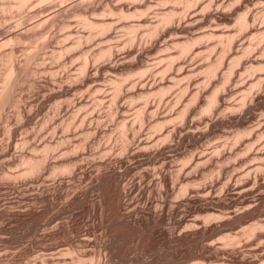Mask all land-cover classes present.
Returning <instances> with one entry per match:
<instances>
[{
  "label": "rangeland",
  "instance_id": "1",
  "mask_svg": "<svg viewBox=\"0 0 264 264\" xmlns=\"http://www.w3.org/2000/svg\"><path fill=\"white\" fill-rule=\"evenodd\" d=\"M40 1L27 0L26 6L20 10L16 7L10 8L15 4L14 0H0V75L5 69L1 56L4 59V56L13 51L17 62L21 64V69L17 67L14 72L3 75V81L0 80V91L4 87L7 89L3 91H8L9 87L14 86L12 89L15 90L11 92L10 98L17 100L8 102L0 112V264H264V153L256 155L257 151H264V22L261 21L264 16L260 14L264 12V1L237 0L240 2L237 4L234 0L237 5L242 3L237 6L234 2L230 3L233 0H194V6L189 8H184L183 0H179L180 4L178 0V4L174 0H170V3L169 0H88L89 5L87 1L80 7L74 5L83 0ZM203 5L208 8L204 10ZM66 8L68 11L72 9L69 11L72 14L63 11ZM171 9L180 15L174 16L171 23L158 26L154 36L151 35L152 38L148 36L147 32L157 23L160 13ZM230 9L233 10L230 12ZM247 9H251L252 13L256 12V15L260 14V18L258 16L256 19L259 20H254L257 23L254 27V22L250 21L247 25L249 28L246 26L249 31L246 29L245 32L244 27L242 33V29L239 31L235 22L238 18L236 14L239 15L240 11L246 12ZM80 13L83 17L86 15L87 20L93 23H108V27L102 32L97 27L88 28L81 22ZM185 13L189 15H183ZM53 16L55 20H51ZM189 16L194 17L189 19ZM183 17H188V20ZM46 18L47 21L50 18L51 22L32 32L35 33V39L33 35H30L32 41L28 40L29 36L23 35L20 42H11L14 33H23L33 23L44 21ZM198 18L203 19L201 24L196 23H200ZM62 21L67 22V27H60ZM188 21L195 22L196 26H188ZM260 23H263V27L258 29ZM185 24L190 29L183 26ZM130 26L135 29L129 30ZM182 27L186 29L183 30ZM256 28L263 30L259 31V34L263 35L259 36L258 32L255 34ZM7 29H12V33H7ZM70 31L71 37L65 38ZM210 32L211 39L207 38L206 34L209 33L210 36ZM227 33L231 36L235 34V37L228 34L227 41L233 42L237 38V41H234L236 44L233 42L235 47L233 44L228 46L234 47L230 50L224 39ZM261 35L263 42L260 40ZM75 37H79L81 45L78 44L79 46L65 52L63 47L72 46ZM131 37L132 41L129 39ZM188 38H193V43L199 41L192 44L197 47H191L192 50L187 53L188 57L179 58V47L175 44ZM43 40L46 45L41 48L44 50H40L39 46ZM209 46L213 49H209ZM246 46L252 48L248 47L252 53L247 54V59L238 62L237 66L241 69L233 71L232 68H237L234 65L236 62H233L235 55H241L242 52L246 54ZM109 47L112 49L110 56L95 58L100 56L99 52ZM199 50H202V53ZM82 52L83 55L86 52L85 56L89 59V68L87 67L85 72L93 76L89 79L83 75L82 77L78 72L83 61ZM169 55H173V61ZM221 55L227 57L223 56L225 63L220 61L222 64L215 59L218 57L223 60ZM244 55H241L242 58ZM31 56L32 58H29ZM260 57L262 60L258 59ZM230 59V62L234 63L233 67L229 64ZM170 60L173 65H170ZM212 60L216 66L221 64L222 68L217 66L216 69H220L216 72L217 77L211 75L215 81L206 76V70H202L206 69L210 61L213 63ZM250 63L259 68L249 69ZM111 64L115 65L114 69L109 67ZM180 64L184 67H180ZM228 64L232 67L231 72L227 70L230 68L227 67ZM37 67L40 68L37 74L31 75L30 70H36ZM190 67L196 70L193 68L192 71ZM144 69L149 71L142 75L144 79H138L141 76L138 73ZM166 69L167 72L164 71ZM178 71L183 72L179 74ZM228 71L229 78L234 75L231 80L226 74ZM186 72L191 73L189 77L192 76V82L188 78L185 79L186 75L188 77ZM224 73L229 79L225 83H233L226 84V87L223 85L221 94L227 91L229 94H224L218 103L219 106L207 114L202 111L208 98L207 94H211L216 83V86H219L218 82L223 81L221 77L225 76ZM183 74H186L184 78L180 77ZM96 76L99 77L95 78ZM206 78L210 81L213 79L212 86L210 81L206 86ZM187 80L189 82H186ZM117 82L121 84L119 91H115ZM183 85L185 89L182 88ZM149 86L152 87L151 90ZM161 86H167L166 89L169 87L165 90L167 95L165 92L158 93ZM201 86H205L206 92ZM182 89L184 94H179ZM197 91L201 93L199 96H196ZM195 96L198 101H195ZM189 98L193 99L192 103ZM243 101L246 102L242 103ZM186 102H190L189 106L183 113L184 117L181 116L180 119V111L184 109ZM139 108L146 110L143 121H139L136 115ZM82 118L85 121L81 120ZM122 121L127 124L125 129L129 131L121 133L118 124ZM158 122L161 124L157 127ZM154 124L157 128L153 127ZM173 129L177 133L172 131ZM132 130L138 133L134 134ZM244 130H248V133L251 130L250 135ZM251 132H254V135ZM125 135L128 141H131L129 145L122 141ZM47 143L51 147L54 145L49 153L43 150ZM140 143L146 148L141 147ZM35 147L40 149L37 151ZM214 151H217L215 153L219 157L213 154ZM153 153L155 156L151 155ZM29 156L37 159L45 156V159L38 175L24 174L23 177L22 173L26 169L23 158L27 159ZM19 157H23L22 161ZM199 161H202L201 165H196ZM61 164H69L72 170L69 168L65 172L59 171L55 174L49 172V166ZM195 165H199L198 168ZM112 170L118 174L116 179L109 176ZM170 174L174 181H171ZM98 175L99 178H108L104 183L107 190L103 187L104 184L97 185ZM180 183H188L185 185L188 194L185 192L181 197L175 195L177 189L182 186ZM124 188L127 190L124 191ZM119 200L121 202L117 206ZM256 225L263 226L259 229ZM229 236L234 237L236 241L229 240Z\"/></svg>",
  "mask_w": 264,
  "mask_h": 264
},
{
  "label": "bare ground",
  "instance_id": "2",
  "mask_svg": "<svg viewBox=\"0 0 264 264\" xmlns=\"http://www.w3.org/2000/svg\"><path fill=\"white\" fill-rule=\"evenodd\" d=\"M33 1H34V0H33ZM41 1H42V0H41ZM41 1H40V2H41ZM43 1H44V0H43ZM87 1H88V0H83V1H81V2H79V3H76L75 5L73 4V5H74V6H79V7H80L81 4L86 3ZM98 1H99V0H98ZM174 1H175V3L178 4V2H176L177 0H174ZM178 1H179V0H178ZM180 1H182V0H180ZM180 1H179V4H180ZM208 1H209V0H208ZM210 1H211V0H210ZM229 1H230V0H229ZM235 1L238 2L237 0H235ZM235 1H234V0H233V1H230V3H231V2H234V4H236ZM250 1H251V0H250ZM250 1H249L248 3H250ZM255 1H256V0H255ZM255 1H254V2H255ZM258 1H259V0H258ZM258 1H257V2H258ZM263 1H264V0H263ZM26 2H27V0H17L16 3H15V0H14V3H15V4H14V5H11V7H10V5H9V7H10L11 9H13L14 7H16L17 9L19 8V9L21 10V8H22L23 6H26V4H25ZM66 2H67V1H66ZM70 2H71V1H70ZM90 2H92V0H91ZM117 2H118V1H117ZM163 2H164V0H163ZM168 2L170 3V0H169ZM182 2H183L182 4L185 6L184 8H186V7L189 8V7L192 6V5L194 6V0H186V1L183 0ZM184 2H185V3H184ZM217 2H218V1H217ZM241 2H243V1L241 0ZM251 2H252V1H251ZM261 2H262V0H261ZM165 3H166V2H165ZM230 3H229V4H230ZM239 3H240V2H238L237 4H239ZM248 3H245V4H247V6H248V5H249ZM43 4H44V3H43ZM87 4L89 5V1H88ZM87 4H86V5H87ZM105 4H106V3H105ZM117 4H118V3H117ZM167 4H168V3H167ZM167 4H166V5H167ZM231 4H232V3H231ZM231 4H230V6H233V5H231ZM237 4H236V5H237ZM241 4H242V3H241ZM241 4H240V5H241ZM38 5H39V4H38ZM54 5H55V4H54ZM88 5H87V7H88ZM207 5H208V4H207ZM207 5H206V7L203 5V9H204V10L208 8ZM220 5H221V4H220ZM227 5H228V4H227ZM240 5H237V6H240ZM258 5H259V4H258ZM7 6H8V5H7ZM47 6H48V5H47ZM92 6H93V5H92ZM177 6H178V5H177ZM222 6H223V5H222ZM225 6H226V5H225ZM230 6L228 5V7H230ZM237 6H236V7H237ZM9 7H8V9H9ZM29 7H30V6H29ZM33 7H34V6H33ZM71 7H72V6H71ZM71 7H70V8H71ZM204 7H205V8H204ZM228 7H227V9H228ZM233 7H234V6H233ZM233 7H231V8H233ZM248 7H250V6H248ZM248 7H247V8H248ZM197 8H198V7H197ZM216 8H217V6H216ZM223 8H224V7H223ZM234 8H235V7H234ZM234 8H233V9H234ZM240 8H241V7H240ZM244 8H246V6H244ZM11 9H10V10H11ZM67 9H68V8H66V9L63 10V11H68ZM103 9H104V8H103ZM117 9H118V8H117ZM121 9H122V8H121ZM141 9H142V8H141ZM233 9H230L229 11L231 12ZM60 10H61V9H60ZM70 10H72V9H70ZM70 10H69V11H70ZM122 10H123V9H122ZM187 10H188V9H187ZM222 10H223V9H222ZM244 10H245V9H244ZM30 11H31V10H30ZM35 11H36V10H35ZM69 11H68V12H69ZM74 11H75V10H74ZM111 11H112V10H111ZM116 11H117V10H116ZM119 11H120V10H119ZM217 11H218V10H217ZM217 11H214V12L216 13ZM239 11H240V10H239ZM242 11H243V10H242ZM1 12H2V11H1ZM61 12H62V10H61ZM68 12H66V13H68ZM120 12H122V11H120ZM175 12H176L175 10H172V9H171V10H169V11H167V12H162V13H160L161 15H159L160 17L157 18V19H158V20H157V23L154 24V27L152 26V28L147 32V35L150 36V37H151V35L154 36V33H156V31H157L156 28H158V26L160 27L161 25H164V24L166 25V23H167V24L171 23V21L174 20V19H173L174 16L176 17V15L178 14V13H175ZM201 12L203 13L202 10H201ZM201 12H200V13H201ZM212 12H213V11H212ZM214 12H213V13H214ZM226 12H227V11H226ZM237 12H238V11H237ZM62 13H63V12H62ZM122 13H123V12H122ZM137 13H138V12H137ZM183 13H184V12H183ZM234 13H235V11H234ZM239 13H240L239 15H238V13L236 14V17H238V18H236L237 20H235V22H236V24H237V27L239 28V31L242 29V31H243V32L241 31L242 33H244V27H245V32H246V29L249 28L247 25H248V23H249L250 21H253V22H254V20H255L256 18H258V16H259L261 13H262V15L264 16V12H260L259 15H258V13H257V15H256V14H255L256 12L252 13V12H251V9H250V11H248V9H247L246 12L243 11V12L241 13V11H240ZM56 14H57V13H56ZM56 14H55V15H56ZM58 14H59V12H58ZM69 14H72V13L69 12ZM76 14H77V13H76ZM82 14H83V13H82ZM87 14H88V13H87ZM148 14H149V13H148ZM186 14H187V13H185V14H183V15L186 16ZM193 14H194V13H193ZM193 14H191V15H193ZM195 14L201 15V14H199L198 12H197V13L195 12ZM219 14H221V13H219ZM228 14H229V13H228ZM59 15H60V14H59ZM62 15H64V13H63ZM65 15H66V14H65ZM106 15H107V14H106ZM178 15H180V14H178ZM187 15H189V14H187ZM191 15H190V16H191ZM212 15H213V14H212ZM232 15H233V14H232ZM237 15H238V16H237ZM262 15H261V16H262ZM56 16H57V15H56ZM120 16H121V15H120ZM126 16H127V15H126ZM136 16H137V15H136ZM190 16H189V19L193 18V17L196 16V15H194V16L191 17V18H190ZM208 16H209V15H208ZM217 16H218V14H217ZM50 17H51V16H50ZM57 17H58V16H57ZM93 17H94V16H93ZM177 17H179V16H177ZM181 17H182V16H181ZM200 17H201V16H200ZM8 18H9V17H8ZM52 18H53V19H51V20H55V19H56L54 16H53ZM59 18H60V17H59ZM77 18H78V17H77ZM80 18L82 19V20L80 19L81 22H82L85 26H88V28H89V27H90V28H91V27H93V28H94V27H97V28L100 29V31L102 32L104 29H106V28H105L106 26L108 27V23H107V25H106V24H96V23H93V22H91L90 20H87L88 18H86V15H85V17H83V16L81 15V13H80ZM183 18H184V17H183ZM230 18H231V17H230ZM259 18H260V16H259ZM261 18H263V17H261ZM3 19H4V18H3ZM5 19H6V18H5ZM15 19H16V18H15ZM33 19H34V18H33ZM96 19H97V17H96ZM119 19H120V18H119ZM184 19H186V18H184ZM198 19H199V18H198ZM198 19H197V20H198ZM204 19H205V14H204ZM233 19H234V18H233ZM43 20H44V21L39 20V21L36 22L35 24L33 23V25L29 26V27L26 29V31L23 32V33H22V32H21V33H18V34L14 33V34H13L14 36L10 39L11 42H12V40H16V41L21 40L23 35H27V36H29V39H28V40H31L30 35L32 36L33 34H35V33H32L33 31L36 32L35 29H38L39 26L42 27L44 24H48V23L51 22V21L49 22L50 18L48 19V21H47V18H46V20H45V19H43ZM73 20H74V19H73ZM120 20H121V19H120ZM186 20H188V17H187ZM186 20H185V21H186ZM197 20H196V21H197ZM199 20H200V23H199V22H196V23L201 24V22H203V21H202L203 19H202V20L199 19ZM199 20H198V21H199ZM256 20H259V19H256ZM1 21H2V20H1ZM3 21H4V20H3ZM6 21H7V20H6ZM8 21H9V20H8ZM65 21H66V20H65ZM178 21H179V19H178ZM182 21H183V20H182ZM182 21H181V22H182ZM185 21H184V22H185ZM190 21H191V20H190ZM192 21H193V20H192ZM192 21H191V22H192ZM261 21L264 22V20H262V19H261ZM46 22H47V23H46ZM60 22H61V21H60ZM253 22H251L252 25H253ZM255 22H256V21H255ZM255 22H254L253 27L257 25V23H255ZM1 23H2V22H1ZM66 23H67V22H66ZM66 23H63V21H62L60 27H62V28L67 27V24H66ZM196 23H195V22H194V23H190V22L188 21L187 25L189 24L190 27L193 26V28H194V27L196 26ZM2 24H3V23H2ZM51 24H52V23H51ZM135 24H136V23H135ZM194 24H195V25H194ZM198 24H197V25H198ZM255 24H256V25H255ZM261 24H263V23H260V24H259L258 29L263 27ZM22 25H23V24H22ZM41 25H42V26H41ZM152 25H153V24H152ZM177 25H178V24H177ZM187 25L185 24V25H183V26H187ZM189 25H188V26H189ZM213 25H214V24H213ZM249 25H250V24H249ZM252 25H251V26H252ZM260 25H261V26H260ZM148 26H149V25H148ZM173 26H174V25H173ZM178 26H179V28L181 27V25H178ZM188 26H187V27H188ZM246 26H247L248 28H246ZM23 27H24V26H23ZM174 27H175V26H174ZM233 27H234V26H233ZM235 27H236V26H235ZM0 28H1V27H0ZM14 28H15V27H14ZM62 28H61V29H62ZM97 28H96V29H97ZM139 28H140V27H139ZM147 28H148V27H147ZM179 28H177V29L179 30ZM188 28H189V27H188ZM188 28H187V29H188ZM199 28H200V27H199ZM222 28H223V27H222ZM238 28H237V29H238ZM91 29H92V28H91ZM133 29H135L134 26H130V29H129V30H133ZM164 29H165V28H164ZM174 29H175V28H174ZM182 29H183V27H182ZM182 29H181V30H182ZM184 29H186V28H184ZM184 29H183V30H184ZM189 29H190V28H189ZM227 29H228V28H227ZM235 29H236V28H235ZM251 29H252V28H251ZM7 30H9V29H7ZM11 30H12V29H10L8 32H7V31H6V32H7V33H12ZM109 30H110V29H109ZM109 30H108V31H109ZM172 30H173V29H172ZM229 30H230V29H229ZM256 30H257V28H256ZM260 30H261V29H260ZM260 30L254 31L255 34H256L257 32H258V34H259V31H260ZM263 30H264V27H263ZM263 30H262V31H263ZM43 31H44V30H43ZM98 31H99V30H98ZM144 31H145V30H144ZM195 31H196V30H195ZM201 31H202V30H201ZM230 31H231V30H230ZM233 31H234V30H233ZM248 31H249V29H248ZM262 31H260V32H262ZM6 32H5V33H6ZM47 32H48V31H47ZM136 32H137V31H136ZM164 32H165V31H164ZM254 32H253V33H254ZM37 33H38V32H37ZM70 33H71V31L68 32V33L65 35V38L67 37V39H69L68 37L70 36ZM210 33H211V32H210ZM214 33H215V32H214ZM214 33H213V34H214ZM234 33H235V32H234ZM253 33H252V34H253ZM78 34H79V33H78ZM129 34H130V33H129ZM192 34H193V33H192ZM206 34H208V35H207V38H208V37H210V39L212 38V33L210 34V36H209V33H206ZM228 34H229V33H227V35H226V34L224 35V36H226V38H224V39H226V41H227V36H228ZM232 34H233V33H232ZM237 34H238V33H237ZM252 34H251V35H252ZM260 34H262V33H260ZM260 34H259V36H260ZM263 34H264V33H263ZM263 34H262V35H263ZM80 35H81V34H80ZM105 35H106V34H105ZM156 35H157V34H156ZM156 35H155V37L158 36V35H157V36H156ZM203 35H205V34H203ZM203 35H202V36H203ZM214 35H215V34H214ZM234 35H235V34H234ZM234 35L231 36V35L229 34L230 37H233ZM240 35L243 36L244 34H240ZM248 35H249V34H248ZM248 35H247V36H248ZM262 35H261V36H262ZM131 36H132V35H131ZM145 36H146V35H145ZM159 36H160V34H159ZM202 36H200L201 39L203 38ZM216 36H217V35H216ZM221 36H222V35H221ZM259 36H258V37H259ZM263 36H264V35H263ZM263 36L260 38V40L263 38ZM33 37H34V35H33ZM70 37H71V36H70ZM79 37H80V36H79ZM79 37H77V38L75 37V40L72 41V46H71V45H70V46H64V47H63V50L66 52V51H68L69 49H71L72 47H77V45H78L79 43L82 42V41L80 42ZM87 37H88V36H87ZM126 37H127V36H126ZM163 37H164V36H163ZM177 37H178V36H177ZM186 37H187V36H186ZM198 37H199V36H198ZM204 37H206V35H205ZM230 37H229V39H232V38H230ZM234 37H235V36H234ZM238 37H240V36H238ZM258 37H257V38H258ZM46 38H47V37H46ZM72 38H73V37H72ZM72 38H71V39H72ZM127 38H128V37H127ZM132 38H133V37H131V38H129V39L132 41ZM151 38H152V37H151ZM153 38H154V37H153ZM157 38H158V37H157ZM195 38H197V37H195ZM207 38H206V40H208ZM240 38H242V37H240ZM250 38H251V37H250ZM34 39H35V37H34ZM34 39H33V40H34ZM81 39H82V37H81ZM83 39H84V38H83ZM90 39H91V38H90ZM118 39H119V38H118ZM142 39H143V38H142ZM164 39H165V38H164ZM219 39H220V38H219ZM222 39H223V38H222ZM229 39H228V40H229ZM233 39H234V38H233ZM244 39H245V38H244ZM8 40H9V39H8ZM87 40H88V39H87ZM115 40H116V39H115ZM120 40H121V39H120ZM165 40H166V39H165ZM196 40H199V39H195V41H196ZM254 40H255V39H254ZM31 41H32V40H31ZM44 41H45V40H43L42 43H41V46H39V49H40V50H44V49H41V48H44V46L46 45ZM91 41H92V40H91ZM111 41H112V40H111ZM117 41H118V40H117ZM131 41H130V42H131ZM135 41H136V40H135ZM163 41H164V40H163ZM223 41H225V40H223ZM223 41H222V42H223ZM234 41H235V39H234ZM234 41H233V42H234ZM236 41H237V38H236ZM236 41H235V42H236ZM256 41H258V40H256ZM261 41H262V40H261ZM261 41H260V42H261ZM263 41H264V40H263ZM263 41H262V42H263ZM9 42H10V41H9ZM19 42H20V41H19ZM127 42H129V41H127ZM142 42H143V41H142ZM145 42H146V41H145ZM151 42H152V41H151ZM193 42H194L193 38H192V40L188 38V39L184 40L183 42H181V41H180L179 43L176 42L175 45H177V46L179 47V50H178V51H179V54H180V55H178L179 58H181V56H183V58H184V56L189 55V54H187V53L190 52L189 50H192L191 47H193V48H194V47H197V46L192 45V44H195V43L197 44V42H199V41H196L195 43H193ZM233 42L230 41V40L227 41V43L225 42L227 48H228L229 45L231 46V45L233 44L232 46H234V45L236 44L235 42H234L235 44H234ZM240 42H241V41H240ZM262 42H261V43H262ZM29 43H30V42H29ZM31 43H32V42H31ZM105 43H106V42H105ZM131 43H132V42H131ZM174 43H175V42H174ZM174 43H173V44H174ZM206 43H207V42H206ZM220 43H221V42H220ZM241 43H242V42H241ZM43 44H44V45H43ZM100 44H101V43H100ZM123 44H124V43H123ZM215 44H216V43H215ZM217 44H218V43H217ZM223 44H224V43H223ZM225 44H224V45H225ZM3 45H4V44H3ZM42 45H43V47H42ZM79 45H81V44H79ZM79 45H78V46H79ZM213 45H214V44H213ZM250 45H251V43H250ZM263 45H264V43H263ZM1 46H2V45H1ZM62 46H63V45H62ZM97 46H98V45H97ZM133 46H134V45H133ZM138 46H139V45H138ZM144 46H145V45H144ZM220 46H221V45H220ZM222 46H223V45H222ZM226 46H224V48H225ZM255 46H256V45H255ZM206 47H207V46H206ZM234 47H235V46H234ZM234 47H232V48H228V49L230 50V49H233ZM248 47H249V46H246V49H247V50L244 51V52L247 51L246 54L243 53V52L241 53V55H242V54H243V55L245 54V55L243 56V58H242V56H241L240 54H239L238 56L235 55V56L238 57V58H236V57H234V56L232 55V56L234 57V61H233V62H234V63L236 62V63L234 64L233 62H230V61H232L231 59L229 60L230 63H229V62H227V63H229L230 65L233 63L234 65L237 66L239 61L242 62V59H244V60L247 59V58H246L247 54L252 53V52H250V51L248 50L249 48H250V49H252V48H251V47L248 48ZM263 47H264V46H263ZM27 48H28V47H27ZM123 48H124V47H123ZM174 48H175V47H174ZM176 48H177V47H176ZM190 48H191V49H190ZM198 48H199V46H198ZM208 48H209V49H213V48H211V46H209ZM255 48H256V47H255ZM258 48H259V45H258ZM37 49H38V48H37ZM72 49H73V48H72ZM92 49H93V48H92ZM194 49H195V48H194ZM238 49H239V48H238ZM244 49H245V48H244ZM259 49H260V48H259ZM63 50H62V52H63ZM74 50H75V49H74ZM119 50H120V48H119ZM163 50H165V49H163ZM167 50H168V49H167ZM172 50H173V49H172ZM223 50H224V49H223ZM229 50H227V52H228ZM253 50H255V49L253 48ZM25 51H26V50H25ZM60 51H61V50H60ZM90 51H91V50H90ZM111 51H112V49H110V47H109V48H106V50H104V51L102 50L101 52H99L100 56H97V57H95V58H98V59H99V57H101V56L104 57L105 55H109V56H110ZM158 51H159V50H158ZM199 51H201L200 53H202V50H199ZM199 51H198V53H199ZM209 51H211V50H209ZM221 51H222V50H221ZM225 51H226V48H225L224 52H225ZM236 51H238V50L236 49ZM222 52H223V51H222ZM227 52H226V53H227ZM231 52H232V51H231ZM233 52H234V50H233ZM238 52H239V51H238ZM238 52H236V53L238 54ZM240 52H241V51H240ZM13 53H14V52L11 51L9 54L6 55V57L4 56V59H2L3 56H1V60H3L4 63H5V69L3 70V72H2L1 75H0V76H1V77H0V78H1L0 80H2L3 75H5V74H10V73L14 72V69L16 70L17 67H18V69H21V66H20L21 64H20V62H19V63L17 62L18 59L15 58V56H14ZM60 53H61V52H60ZM85 53H86V52H85ZM85 53H84V55H83V52H82V54H81V57H83V61H82V64L79 66V71H78V70H77V71L81 74V76L83 75L84 77H86V78L89 79V78H92L93 76H92L90 73L88 74V72L85 74V72L87 71V67H88L87 65H89V63L87 62V60H89V59H87V57L85 56ZM161 53H162V52H161ZM200 53H199V54H200ZM203 53H204V52H203ZM207 53H208V52H207ZM220 53H221V52H220ZM53 54H54V53H53ZM55 54H56V53H55ZM87 54H88V52H87ZM190 54H191V53H190ZM192 54H193V53H192ZM192 54H191V55H192ZM231 54H232V53H231ZM231 54H229V55H231ZM2 55H3V54H2ZM4 55H5V54H4ZM33 55H34V54H33ZM69 55H70V54H69ZM156 55H157V54H156ZM196 55H197V51H196ZM225 55H226V54H225ZM225 55H223V56L226 57ZM22 56H23V55H22ZM29 56H30V55H29ZM137 56H138V54H137ZM193 56H194V55H193ZM203 56H204V55H203ZM210 56H212V55H210ZM223 56L221 55L220 57H223ZM232 56H231V57H232ZM240 56H241V58H239ZM63 57H64V56H63ZM72 57H73V56H72ZM79 57H80V55H79ZM169 57H170V55H169ZM187 57H188V56H187ZM194 57H195V56H194ZM205 57H206V56H205ZM224 57H223V60H222V58H221V60H220V58H218V57L215 58V59H217V61H219V62L222 61L223 63H225V62H224ZM231 57H230V58H231ZM233 57H232V58H233ZM244 57H245V58H244ZM248 57H249V56H248ZM251 57H252V56H251ZM29 58H32V56L29 57ZM29 58H28V59H29ZM88 58H89V57H88ZM92 58H93V57H92ZM101 58H102V57H101ZM134 58H135V57H134ZM136 58H137V57H136ZM166 58L168 59V56H167ZM170 58H171V60H172L173 55H172V57H170ZM170 58H169V59H170ZM175 58H176V56H175ZM179 58H178V60H179ZM200 58H201V57H200ZM226 58H227V57H226ZM260 58H261V59H260ZM260 58H258V59H259V60H262V57H260ZM34 59H35V58H34ZM72 59H74V58H72ZM103 59H104V58H103ZM132 59H133V58H132ZM250 59H251V58H250ZM254 59H255V58H254ZM263 59H264V58H263ZM135 60H136V59H135ZM158 60H159V59H158ZM171 60H170V65L172 64L171 62L173 61V60H172V61H171ZM174 60H175V59H174ZM186 60H187V58H186ZM190 60H191V59H190ZM244 60H243V61H244ZM24 61H25V60H24ZM28 61H29V60H28ZM126 61H127V60H126ZM126 61H125V62H126ZM212 61H213V60H212ZM248 61H249V60H248ZM248 61H247V62H248ZM43 62H44V61H43ZM72 62H73V61H72ZM94 62H95V61H94ZM158 62H159V61H158ZM158 62H157V63H158ZM161 62H162V61H161ZM183 62H184V61H183ZM208 62H209V61H208ZM215 62H216V61H215ZM250 62H251V61H250ZM21 63H22V61H21ZM25 63H26V62H25ZM119 63H120V62H119ZM154 63H155V62H154ZM167 63H168V62H167ZM180 63H181V62H180ZM220 63H221V62H220ZM257 63H259V62L257 61ZM42 64H44V63H42ZM163 64H164V63H163ZM207 64H208V63H207ZM218 64H219V63H218ZM221 64H222V63H221ZM221 64L217 65L218 67L220 66V67H219L220 69H222V68H221ZM229 64H228L227 67L230 66ZM233 64L231 65L232 67H233ZM239 64H240L239 66L241 67V63H239ZM245 64H246V63H245ZM250 64H251V63H250ZM252 64H253V63H252ZM252 64H251V66H249V69H251L250 67H252V69H253V67L256 66V65H254V64H253L254 66H252ZM49 65H52V64H49ZM117 65H118V64H117ZM117 65H116V67H117ZM150 65H151V64H150ZM172 65H173V64H172ZM195 65H196V64H195ZM3 66H4V64H3ZM22 66H23V65H22ZM93 66H94V65H93ZM179 66L182 67L181 64H180ZM217 66H216V64L214 63V61H213V63L210 61V64H208V66L205 67L206 69L203 68L202 70H206V73H207L206 76L211 77V75H216L215 77H217V76H218L217 73H218V71L220 70V69H219V70L216 69V68H218ZM231 66H230V68L227 69V70H230V69L232 68ZM236 66H235V67H236ZM244 66H245V65H244ZM257 66H258V65H257ZM19 67H20V68H19ZM43 67H44V66H43ZM94 67H95V66H94ZM109 67H112V68H113V67H115V65L111 64ZM167 67H169V63H168V66H167ZM183 67H184V66H183ZM183 67H182V68H183ZM194 67H196V66H194ZM194 67H190V68L192 69V71H194V69H195ZM201 67H202V65H201ZM222 67H224V66L222 65ZM227 67H226V68H227ZM24 68H26V67H24ZM37 68H38V69H37ZM37 68H36V70H35V69H31V70H30L31 75H34V76H35V75L37 74V72H38L39 69H40L39 67H37ZM88 68H89V67H88ZM155 68H156V67H155ZM185 68H186V67H185ZM193 68H194V69H193ZM197 68H198V67H197ZM226 68H225V70H226ZM238 68H239V67L237 66V68H235V69L232 68V70H233V71H234V70L236 71V69H238ZM246 68L248 69V67H246ZM254 68H255V67H254ZM256 68L258 69L259 67H256ZM256 68H255V69H256ZM51 69H52V68H51ZM97 69H98V68H97ZM113 69H114V68H113ZM167 69L169 70V68H167ZM167 69L164 70V71L167 72V71H168ZM170 69H171V67H170ZM178 69H179V68H178ZM215 69H216V71H215ZM239 69H241V68H239ZM247 69H246V70H247ZM252 69H251V70H252ZM257 69H256V70H257ZM37 70H38V71H37ZM48 70H49V69H48ZM111 70H112V69H111ZM147 70H148V69H147ZM147 70H146V69H144V70H142V71L139 70V71H140V72L138 71L139 73L136 71L138 74H141V76H139L138 79H140V78L142 77V75L144 76V75H145L144 72H147ZM151 70H152V69H151ZM179 70H180V69H179ZM181 70H182V69H181ZM189 70H190V69H189ZM195 70H196V69H195ZM198 70H199V69H198ZM232 70H230V72H231ZM43 71H44V70H43ZM97 71H98V70H97ZM148 71H149V70H148ZM176 71H177V70H176ZM183 71H185V70H183ZM183 71H180L181 74H182ZM238 71H239V70H238ZM0 72H1V71H0ZM15 72H16V71H15ZM24 72H25V70H24ZM27 72H28V71H27ZM180 72L178 71L179 74H180ZM190 72H191V70H190ZM214 72H215V73L217 72V73L214 74ZM223 72H224V71H223ZM244 72H245V71H244ZM95 73H96V72H95ZM104 73H105V72H104ZM143 73H144V74H143ZM163 73L166 74L165 72H163ZM193 73H194V72H193ZM203 73H204V72H203ZM206 73H205V74H206ZM242 73H243V72H242ZM257 73H258V72H257ZM13 74H14V73H13ZM13 74H12V75H13ZM26 74H27V73H26ZM43 74H44V73H43ZM50 74H52V73H50ZM54 74H56V73H54ZM115 74H116V73H115ZM138 74H137L136 76H138ZM175 74H177V73H175ZM179 74H178V75H179ZM186 74H188V77H186V76H187ZM186 74H185L186 76L183 74V76H180V77H183V78H184V76H185V79L188 78V80H190V79L192 78V76H191V78L189 77V75H191V73H187V72H186ZM226 74H227V76H228V75H229V71H228V73L226 72ZM226 74L224 73L223 75H225V76L221 77V78H222L221 80H223V81H221L222 83H221V82H218V85H219V86H216L217 83L215 82V83H216L215 86L212 87V90H213V89H214V90H213V91L211 90L212 92L210 91V92H211L210 95L207 94L208 98H207V100H205L206 103H205L204 107L202 106V107H203V108H202V111H203V112H206V113L208 112V113L210 114V113H211L210 111L215 110V109H216L215 107H216L217 105L219 106L218 103H219V101L222 99L223 95L226 94V93L228 92L227 89H225V91H227V92L224 93V94L222 95V94H221L222 87H223V90H224V86H225L226 84L228 85V83L230 84V82H232V81H230V82H228V81H229L230 78H232V77L234 78V75H233V76L231 75L232 77H230V78H229V76H228V78H229V79H228V78L226 77ZM231 74H232V73H231ZM233 74H237V73H234V72H233ZM239 74H241L240 71H239ZM31 75H30V76H31ZM94 75H95V74H94ZM102 75H103V74H102ZM106 75H107V74H106ZM162 75H163V74H162ZM200 75H201V74H200ZM221 75H222V74H221ZM244 75H245V74H244ZM21 76H22V75H21ZM28 76H29V75H28ZM51 76H52V75H51ZM56 76H57V75H56ZM58 76H59V75H58ZM78 76H79V75H78ZM83 76H82V77H83ZM133 76H135V75H133ZM164 76H165V75H164ZM176 76H177V75H176ZM82 77H78V78H81V79H82ZM97 77H99V76H96L95 78H97ZM119 77H120V76H119ZM209 77H208V78H209ZM235 77H236V75H235ZM54 78H55V77H54ZM69 78L71 79L70 76H69ZM95 78H94V79H95ZM131 78H132V77H131ZM172 78L175 79V77H172ZM211 78H213V76H212ZM233 78H232V79H233ZM238 78H239V77H238ZM256 78H257V77H256ZM33 79H34V78H33ZM84 79H85V78H84ZM84 79H83V80H84ZM129 79H130V78H129ZM138 79H137V80H138ZM142 79H144V78L142 77ZM170 79H171V78H170ZM179 79H180V78H179ZM192 79H193V78H192ZM213 79H214V78H213ZM213 79H211V81H210V80H208V79L206 78V80H208L206 86L209 85V81H210V85L212 86V85H213V81H212ZM227 79H228V81H227V83H225V81H226ZM236 79H237V78H236ZM242 79H243V78H242ZM18 80H19V79H18ZM34 80H35V79H34ZM51 80H52V79H51ZM66 80H67V79H66ZM85 80H86V79H85ZM91 80H92V79H91ZM148 80H149V78H148ZM188 80H187L186 82H189ZM230 80H231V79H230ZM239 80H240V79H239ZM248 80H249V79H248ZM256 80H257V79H256ZM2 81H3V80H2ZM32 81H33V80H32ZM76 81H78V80H76ZM80 81H82V80H80ZM140 81H141V80H140ZM146 81H147V80H146ZM169 81H170V80H169ZM190 81L192 82V80H190ZM202 81H203V80H202ZM214 81H215V79H214ZM16 82H17V81H16ZM37 82H38V81H37ZM67 82H68V80H67ZM72 82H74V81H72ZM82 82H83V81H82ZM95 82H96V81H95ZM136 82H137V81H136ZM138 82H139V81H138ZM211 82H212V83H211ZM2 83H4V82H2ZM2 83H1V85H2ZM28 83H29V82H28ZM76 83H77V82H76ZM134 83H135V82H134ZM142 83H143V82H142ZM219 83H220V84H219ZM232 83H233V82H232ZM244 83H245V82H244ZM246 83H247V82H246ZM256 83H258V82H256ZM261 83H262V82H261ZM23 84H24V83H23ZM29 84H30V83H29ZM54 84H55V83H54ZM71 84H72V83H71ZM71 84H70V86H71ZM78 84H79V83H78ZM131 84H133V83H131ZM137 84H138V83H137ZM137 84H135V86H136ZM188 84H189V83H188ZM190 84H191V83H190ZM202 84H203V82H202ZM202 84H201V85H202ZM241 84H242V83H241ZM17 85H19V84H17ZM75 85H76V84H75ZM120 85H121V84H120L119 82H117L116 87H115V91H119V89H120ZM133 85H134V84H133ZM140 85H142V84H140ZM143 85H144V84H143ZM145 85H147V84H145ZM150 85H151V83H150ZM155 85H156V84H155ZM163 85H164V84H163ZM203 85H204V84H203ZM223 85H224V86H223ZM242 85H244V84H242ZM253 85H254V84H253ZM256 85H257V84H256ZM4 86H5V85H4ZM60 86H61V85H59V87H60ZM68 86H69V84H68ZM86 86H87V85H86ZM135 86H134V87H135ZM164 86H165V85H164ZM164 86H161L162 88H160V89H159V92H158V91H157V92H158V93H164L165 90L167 91V89H168L169 87L166 89L167 86H166V87H164ZM186 86H187V84H186ZM190 86H191V85H189V87H190ZM238 86H239V85H238ZM13 87H14V86L9 87L10 89L8 88V91H3V89H5V88L7 89V87H4V88L2 89V91H0V112L4 110V106H6V104H8V102H9V103H10V102L13 103V102H16V101H17V100L15 101L12 97L10 98V96H11V95H10L11 92H13V90H15V89H12ZM72 87H73V85H72ZM139 87H140V86H139ZM141 87H142V86H141ZM150 87H151V86H149V88H150ZM184 87H185V86L183 85L182 88H184ZM187 87H188V86H187ZM187 87H186V91L188 92ZM201 87H202V86H201ZM201 87H200V88H201ZM215 87H216V88H215ZM225 87H226V86H225ZM256 87H257V86H256ZM16 88H17V87H16ZM28 88H29V87H28ZM30 88H31V87H30ZM113 88H114V87H113ZM151 88H152V87H151ZM151 88H150L149 90H151ZM170 88H171V87H170ZM193 88H194V87H193ZM204 88H205V86H204ZM204 88L202 87L201 89H204ZM206 88H208V87H206ZM237 88H238V87H237ZM252 88H253V87H252ZM252 88H251V89H252ZM259 88H260V87H259ZM81 89H82V88H81ZM123 89H124V88H123ZM184 89H185V88H184ZM198 89H199V88H198ZM201 89H200V90H201ZM234 89H235V88H234ZM243 89H244V88H243ZM243 89H242V90H243ZM248 89H249V88H248ZM60 90H61V89H60ZM67 90H68V89H67ZM156 90H157V89H156ZM206 90H208V89H206ZM229 90H230V88H229ZM253 90H254V88H253ZM17 91H18V90H17ZM22 91H23V90H22ZM51 91H52V90H51ZM88 91H89V90H88ZM88 91H87V92H88ZM121 91H122V90H121ZM181 91H182V92H179V94H180V93L184 94L183 89H182ZM190 91H191V90H190ZM202 91H203V90H202ZM204 91H205V89H204ZM204 91H203V93H204ZM225 91H223V92H225ZM230 91H231V90H230ZM232 91H233V90H232ZM232 91H231V92H232ZM65 92H66V91H65ZM140 92H141V91H140ZM151 92H154V91H151ZM195 92H196V91H195ZM198 92H199V91H197V93H196L197 95H196L194 92H193V94L196 95V96H199L198 94H201V93H198ZM205 92H206V91H205ZM223 92H222V93H223ZM102 93H103V92H102ZM116 93H117V92H116ZM116 93H114V94L116 95ZM165 93H166V92H165ZM248 93H249V91H248ZM248 93L246 92L245 94L247 95ZM17 94H18V93H17ZM73 94H74V93H73ZM120 94H121V93H120ZM142 94H143V93H142ZM148 94H149V92H148ZM151 94H152V93H151ZM155 94H156V93H155ZM193 94H191V95L194 96ZM228 94H229V92H228ZM255 94H256V93H255ZM75 95H76V94H75ZM99 95H100V94H99ZM115 95H114V96H115ZM117 95H118V93H117ZM153 95H154V94H153ZM156 95H157V94H156ZM166 95H167V93H166ZM204 95H205V94H204ZM251 95H252V94H251ZM13 96H14V95H13ZM112 96H113V95H112ZM114 96H113V97H114ZM130 96H131V95H130ZM139 96H140V95H139ZM143 96H144V95H143ZM146 96H147V95H146ZM157 96H158V95H157ZM160 96H161V95H160ZM172 96H173V95H172ZM178 96H179V95H178ZM192 96H191V97H192ZM196 96H195V101H198V100H197L198 97H196ZM207 96H206V97H207ZM242 96H243V95H242ZM20 97H21V96H20ZM75 97H76V96H75ZM103 97H104V96H103ZM151 97H152V96H151ZM154 97H155V96H154ZM244 97H246V96L244 95ZM69 98H70V97H69ZM224 98H225V97H224ZM189 99H191V98H189ZM189 99H188V100H189ZM245 99H246V98H245ZM252 99H253V98H252ZM252 99H251V100H252ZM134 100H135V99H134ZM145 100H146V99H145ZM224 100L226 101V99H224ZM224 100H223V101H224ZM79 101H80V99H79ZM97 101H98V100H97ZM123 101H125V100H123ZM131 101H132V100H131ZM147 101H148V100H147ZM178 101H180V99H179ZM189 101H190V102H191V101L193 102V99H191V100H189ZM195 101H194V102H195ZM223 101H222V102H223ZM187 102H188V101H187ZM187 102H186L185 105H184V109L180 111V114H179L180 116H179L178 118H180L181 116H183V113H185L184 111H187V110H186V107L189 106V103H190V102H189V103H187ZM192 102H191V103H192ZM245 102H246V101H245ZM245 102L243 101L242 103H245ZM250 102H251V101H250ZM17 103H18V102H17ZM236 103H237V102H236ZM120 104H121V103H120ZM193 104H194V103H193ZM11 105H12V104H11ZM221 105H222V104H221ZM15 106H16V105H15ZM56 106H57V105H56ZM131 106H132V105H131ZM146 106H147V105H146ZM146 106H145V107H146ZM242 106H243V104H242ZM19 107H20V106H19ZM101 107H102V106H101ZM124 107H125V106H124ZM143 107H144V106H143ZM145 107H144V109L147 108V107H146V108H145ZM157 107H158V106H157ZM175 107H176V106H175ZM225 107L227 108V106H225ZM239 107L241 108V106H239ZM244 107H246V106L244 105ZM15 108H16V107H15ZM66 108H67V107H66ZM79 108H80V107H79ZM166 108H167V107H166ZM213 108H215V109H213ZM217 108H218V107H217ZM226 108H223V109H226ZM230 108H231V107H230ZM242 108H243V107H242ZM246 108H247V107H246ZM75 109H76V108H75ZM80 109H81V108H80ZM96 109H97V108H96ZM113 109H114V108H113ZM144 109H142V108L140 109V108H139L138 111L136 110V111H137V112H136V113H137L136 115H137V118L139 119V121H143V119H144V118H143V117H144L143 115H145V114H144V111L148 110V109H146V110H144ZM188 109H189V108H188ZM223 109H222V110H223ZM237 109H238V108H237ZM243 109H244V108H243ZM25 110H26V108H25ZM109 110H110V109H109ZM169 110H170V109H169ZM230 110H231V109H230ZM233 110H234V109H233ZM233 110H231V111H233ZM95 111H96V110H95ZM150 111H151V110H150ZM154 111H155V109H154ZM240 111H241V110H240ZM243 111H244V110H243ZM247 111H248V110H247ZM247 111H246V112H247ZM113 112H114V111H113ZM152 112H153V111H152ZM224 112H225V111H224ZM145 113H146V112H145ZM159 113H160V112H159ZM208 113H207V114H208ZM222 113H223V112H222ZM241 113H243V112H241ZM0 114H1V113H0ZM31 114H32V113H31ZM122 114H123V112H122ZM151 114H152V113H151ZM192 114H193V113H192ZM238 114H239V111H238ZM149 115H150V114H149ZM200 115H201V114H200ZM225 115H226V114H225ZM152 116H153V115H152ZM160 116H161V115H160ZM29 117H30V116H29ZM55 117H56V116H55ZM183 117H184V116H183ZM97 118H98V117H97ZM137 118H136V119H137ZM175 118H176V117H175ZM181 118H182V117H181ZM181 118H180V119H181ZM83 119H84V118H82L81 120H83ZM71 120H72V119H71ZM75 120H76V119H75ZM227 120H228V119H227ZM20 121H21V120H20ZM48 121H49V120H48ZM62 121H63V119H62ZM84 121H85V119H84ZM89 121H90V120H89ZM164 121H165V120H164ZM183 121H184V120H183ZM212 121H213V120H212ZM238 121H239V120H238ZM7 122H8V121H7ZM60 122H61V121H60ZM161 122H162V121H161ZM184 122H185V121H184ZM69 123H70V122H69ZM97 123H98V122H97ZM100 123H101V122H100ZM156 123H157V122H156ZM172 123H173V122H172ZM209 123H210V122H209ZM209 123H208V124H209ZM43 124H44V123H43ZM61 124H62V123H61ZM83 124H84V122H83ZM88 124H89V123H88ZM160 124H161V123L158 122V124H156V126L158 127ZM164 124H165V123H164ZM262 124H264V123H262ZM69 125H70V124H69ZM126 125H127V124H126L124 121H122V122H120V123L118 124V126L120 127L119 130L121 131V133H123L125 130H127V129H125V128L127 127ZM131 125H132V124H131ZM260 125H261V124H260ZM8 126H9V125H8ZM81 126H82V125H81ZM84 126H85V125H84ZM156 126H155V124H154L153 127H154V128H157ZM209 126H210V125H209ZM69 127H70V126H69ZM88 127H89V126H88ZM114 127H115V126H114ZM177 127H178V126H177ZM201 127H202V126H201ZM262 127H263V125L261 126V128H262ZM66 128H67V127H66ZM97 128H98V127H97ZM128 128H129V127H128ZM138 128H139V127H138ZM196 128H197V127H196ZM258 128H259V125H258ZM52 129H53V128H52ZM69 129H70V128H69ZM133 129H134V128H133ZM22 130H23V129H22ZM66 130H67V129H66ZM149 130H151V129H149ZM54 131H55V130H54ZM93 131H94V130H93ZM127 131H129V130H127ZM154 131H155V130H154ZM172 131H174V129H173ZM172 131H171L172 134H174V132H176V131H174V132H172ZM195 131H196V130H195ZM247 131H248V130H246V131L244 130V132H247ZM250 131H251V130H250ZM250 131H249V133L247 132L248 136L250 135ZM254 131H255V130H254ZM257 131H258V129H257ZM261 131H262V130H261ZM263 131H264V130H263ZM125 132H126V131H125ZM132 132H134V134H135L136 132L138 133V131L135 132V130H132ZM237 132H238V131H237ZM259 132H260V131H259ZM259 132H258V133H259ZM9 133H10V132H9ZM84 133H85V132H84ZM87 133H88V132H87ZM176 133H177V132H176ZM241 133H242V132H241ZM256 133H257V132H256ZM256 133H255V135H256ZM67 134H68V133H67ZM111 134H112V133H111ZM242 134H245V133H242ZM242 134H241V135H242ZM251 134H252V132H251ZM192 135H193V134H192ZM236 135H237V134H236ZM252 135H254V132H253ZM258 135H259V134H258ZM260 135H261V134H260ZM6 136H7V135H6ZM121 136H122V135H121ZM134 136H135V135H134ZM189 136H190V135H189ZM44 137H45V136H44ZM87 137H88V136H87ZM117 137H118V136H117ZM162 137H163V136H162ZM167 137H168V136H167ZM183 137H184V136H183ZM121 138L123 139V137H121ZM121 138H120V139H121ZM148 138H149V137H148ZM165 138H166V137H165ZM240 138H241V137H240ZM8 139H9V138H8ZM162 139H163V138H162ZM24 140H25V139H24ZM60 140H61V139H60ZM142 140H143V139H142ZM169 140H170V139H169ZM9 141H10V140H9ZM43 141H44V140H43ZM122 141H124V143H125L126 145H129V142H131V141H128L127 135L124 136V140H122ZM151 141H152V140H151ZM256 141H257V140H256ZM146 142H147V141H145V143H146ZM154 142H155V141H154ZM7 143H8V142H7ZM148 143H149V142H148ZM166 143H167V142H166ZM61 144H62V143H61ZM84 144H85V143H84ZM137 144H138V143H137ZM140 144H141V143H140ZM142 144H143V143H142ZM142 144H141V147L146 148L145 146H142ZM169 144H171V143H168V145H169ZM14 145H15V144H14ZM27 145H28V144H27ZM143 145H144V144H143ZM145 145L148 146L147 143H146ZM168 145H167V146H168ZM172 145H173V144H171V146H172ZM179 145H180V144H179ZM235 145H236V144H235ZM262 145H263V144H262ZM7 146H9V145H7ZM7 146H6V147H7ZM80 146H81V145H80ZM246 146H247V145H246ZM53 147H54V145L51 147V145H49V144L47 143V145L44 146V149H43V150L45 151V153H46L47 151H48L47 153H49V150L52 149ZM75 147H76V145H75ZM149 147H150V146H149ZM164 147H166V146H164ZM169 147H170V146H169ZM0 148H1V147H0ZM147 148H148V147H147ZM172 148H173V147H172ZM262 148L264 149V146H263ZM5 149H6V148H5ZM33 149H34V148H33ZM35 149H36V147H35ZM39 149H40V148H39ZM39 149H38V150H39ZM142 149H143V148H142ZM169 149H171V148H169ZM248 149H249V148H248ZM8 150H9V148H7V151H8ZM31 150H32V149H31ZM36 150H37V149H36ZM38 150H37V151H38ZM43 150H41V151H43ZM61 150H62V149H61ZM75 150H76V149H75ZM173 150H174V149H173ZM175 150H176V149H175ZM4 151H5V150H4ZM66 151H67V150H66ZM72 151H73V150H72ZM76 151H77V150H76ZM124 151H125V150H124ZM132 151H133V150H132ZM169 151H170V150H169ZM169 151H168V152H169ZM218 151H219V150H218ZM1 152H2V151H1ZM5 152H6V151H5ZM39 152H40V151H39ZM73 152H74V151H73ZM78 152H79V151H78ZM104 152H105V151H104ZM152 152H153V151H152ZM172 152H173V151H172ZM174 152H175V151H174ZM215 152H217V151H214L213 154L217 155V153H215ZM68 153H69V152H68ZM218 153H219V152H218ZM258 153H260V154L263 155L264 151H263V152H258V151H257V152H256V155H257ZM11 154H12V153H11ZM35 154H36V153H35ZM72 154H73V153H72ZM154 154H155V153H153V154H151V155H154ZM6 155H7V154H6ZM47 155H48V154H47ZM62 155H63V154H62ZM66 155H67V154H66ZM192 155H193V154H192ZM19 156H20V155H19ZM60 156H61V154H60ZM69 156H70V155H69ZM154 156H155V155H154ZM210 156H211V155H210ZM217 156H218V155H217ZM5 157H6V156H5ZM63 157H64V156H63ZM207 157H208V156H207ZM218 157H219V156H218ZM19 158H20V157H19ZM22 158H23V157L20 158L21 161H22ZM46 158H47V157H46ZM58 158H59V157H58ZM76 158H78V157H76ZM121 158H122V157H121ZM188 158H189V157H188ZM188 158H187V159H188ZM192 158H193V157H192ZM199 158H200V157L198 156V159H199ZM210 158H211V157H210ZM212 158H213V157H212ZM23 159H25V161H24V160H23V161H24V163L26 164V169H24L25 171L23 170L24 173H22V171H21V173H22L23 175H24V174H25V175H28V174H29V175L31 176L32 174H35V175L37 174V175H38V173H39L38 171L41 170V165H43V161H44V159H45V156L42 157V158H40V159L32 158V157H30V156H29V158H27V159H26L25 157H24ZM206 159H207V158H206ZM214 159H215V158H214ZM185 160H186V158H185ZM21 161H20V162H21ZM45 161H46V160H45ZM152 161H153V160H152ZM183 161H184V160H183ZM188 161H190V160H188ZM203 161H204V160H203ZM206 161H208V160H206ZM225 161H226V160H225ZM101 162H102V161H101ZM201 162H202V161H199V163H198V162H197V163L195 162V163H196V165H197V164H200V165H201ZM204 162H205V161H204ZM204 162H203V163H204ZM24 163H22V164H24ZM205 163H206V162H205ZM25 164H24V165H25ZM69 164H70V163H69ZM69 164H66V165H65V164H63V165L61 164V166H58V165H57V166H56V165H52V166H49V167H48V170H49V172H50L51 174H55L56 172H59V171H64V172H65V171L69 170V168H70V165H69ZM74 164H75V163H74ZM111 164H112V163H111ZM217 164H218V163H217ZM196 165H195V167L198 168L199 165H198V166H196ZM71 166H72V165H71ZM74 166H75V165H74ZM100 166H102V164H100ZM103 166H104V165H103ZM105 166H106V165H105ZM105 168H106V167H105ZM193 168H194V167H193ZM7 169H8V168H7ZM46 169H47V168H46ZM70 169H71V168H70ZM73 169H74V168H73ZM15 170H16V169H15ZM71 170H72V169H71ZM99 170H100V169H99ZM176 170H177V169H176ZM193 170H194V169H193ZM212 170H213V169H212ZM11 171H12V170H11ZM43 171H44V170H43ZM100 171H101V170H100ZM105 171H106V170H105ZM105 171H104V172H105ZM170 171H171V170H170ZM180 171H181V169H180ZM64 172H63V173H64ZM71 172H72V171H71ZM71 172H70V173H71ZM161 172H162V171H161ZM165 172H167V171H165ZM100 173H101V172H100ZM118 173H119V172H118ZM158 173H159V172H158ZM178 173H179V172H178ZM185 173H186V172H185ZM4 174H5V173H4ZM19 174H20V173H19ZM22 174H20V175H22ZM64 174H65V173H64ZM97 174H98V173H97ZM160 174H161V173H160ZM180 174H181V173H179V175H180ZM182 174H183V173H182ZM17 175H18V174H17ZM25 175H24L23 177H25ZM66 175H67V174H66ZM117 175H118V174H117V172H116L115 170H112L111 173L109 174L110 178L113 177L114 179H116V176H117ZM185 175H187V174H185ZM185 175H184V176H185ZM201 175H202V174H201ZM12 176H13V175H12ZM55 176H56V175H55ZM101 176H102V175H101ZM157 176H158V175H157ZM163 176H164V175H163ZM177 176H178V175H177ZM188 176H189V175H188ZM14 177H15V176H14ZM37 177H38V176H37ZM45 177H46V176H45ZM158 177H159V176H158ZM158 177H157V178H158ZM160 177H161V176H160ZM160 177H159V178H160ZM178 177H179V176H178ZM178 177H177V178H178ZM185 177H186V176H185ZM207 177H208V176H207ZM6 178H7V177H6ZM98 178H99V175H98ZM110 178H109V179H110ZM113 178H112V179H113ZM161 178H162V177H161ZM165 178H166V177H165ZM165 178H164V179H165ZM172 178H173V176L170 174V179H171V181H174ZM177 178H176V179H177ZM2 179H3V178H2ZM106 179H108V178H102V177L99 178V179L97 180V183H98V181H99V184H97V185H98V186H99V185H102V186H103V184L106 183V182H105ZM120 179H121V175H120ZM183 179H185V178L183 177ZM110 180H111V179H110ZM118 181H119V180H118ZM178 181H179V180H178ZM178 181H177V182H178ZM245 181H246V180H245ZM107 182H108V181H107ZM87 183H88V182H87ZM109 183H110V181H109ZM118 183H119V182H118ZM193 183H194V182H193ZM242 183H243V182H242ZM107 184H108V183H107ZM110 184H111V183H110ZM119 184H120V183H119ZM119 184H118V185H119ZM180 184H181V183H180ZM187 184H188V183H187ZM187 184H185V185H187ZM39 185H40V184H39ZM111 185H112V184H111ZM116 185H117V181H116ZM166 185H167V184H166ZM181 185H182V184H181ZM185 185L180 186V187H179V190L177 189V193H176L175 195H180V197H181V195L184 194V193L187 191V190H186L187 187H186ZM102 186H101V187H102ZM103 187L105 188V187H106V184H104ZM103 187H102V188H103ZM117 187H118V186H117ZM93 188H95V187H93ZM106 188H107V187H106ZM106 188H105V189H106ZM110 188H111V187H110ZM119 188H120V187H119ZM122 188H123V187H122ZM125 188H126V187H125ZM125 188H124V191L127 190V189L125 190ZM196 188H197V187H196ZM116 189H117V188H116ZM120 189H121V188H120ZM129 189H130V188H129ZM204 189H205V188H204ZM106 190H107V189H106ZM106 190H105V191H106ZM114 190H115V189H114ZM121 190H122V189H121ZM158 190H159V188H158ZM200 190H201V189H200ZM243 190H244V189H243ZM73 191H74V190H73ZM108 191H109V190H108ZM117 191H118V190H117ZM208 191H209V190H208ZM100 192H101V191H100ZM103 192H104V191H103ZM112 192H113V191H112ZM175 192H176V191H175ZM199 192H200V191H199ZM98 193H99V192H98ZM114 193H115V192H114ZM116 193H117V192H116ZM118 193H119V192H118ZM121 193H123V192H121ZM129 193H130V192H129ZM186 193H187V192H186ZM197 193H198V192H197ZM103 194H104V193H103ZM125 194H126V192H125ZM187 194H188V193H187ZM187 194H186V195H187ZM113 195H114V194H113ZM120 195H121V194H120ZM158 195H159V194H158ZM160 195H161V194H160ZM202 195H203V194H202ZM118 196H119V195H118ZM118 196H117V197H118ZM182 196H183V195H182ZM193 196H194V195H193ZM205 196H206V195H205ZM123 197H124V195H123ZM123 197H122V198H123ZM97 198H98V197H97ZM120 199H121V197H120ZM112 200H113V199H112ZM100 202H101V201H100ZM120 202H121L120 200L117 202V206H118V203H120ZM101 205H102V204H101ZM115 205H116V204H115ZM132 208H133V207H132ZM135 209H136V208H135ZM237 209H238V208H237ZM132 210H133V209H132ZM127 212H128V211H127ZM131 215H132V214H131ZM206 216H207V215H206ZM123 217H124V216H123ZM119 219H121V218H119ZM122 219H123V218H122ZM127 219H128V218H127ZM207 219H208V218H207ZM210 219H211V218H210ZM210 219H209V220H210ZM221 219H222V218H221ZM125 220H126V219H125ZM255 223H256V222H255ZM263 225H264V224H263ZM263 225H261V226H263ZM256 226H257L258 228L261 227V226H259V225H256ZM256 226H255V227H256ZM50 227H51V226H50ZM250 227H251V226H250ZM252 227H254V226H252ZM263 228H264V227H263ZM219 229H220V228H218V230H219ZM253 229H255V228H252V230H253ZM256 229H257V228H256ZM259 229H260V228H259ZM246 230H247V229H246ZM248 230L252 232V230H250V229H248ZM261 230H262V229H261ZM246 232H248V231H246ZM244 233H245V232H244ZM226 236H227V235H226ZM229 237H230V236H229ZM229 237H227L229 240H231V241H233V242H234V240L236 241V239H235L234 237H232V236H231L230 238H229ZM246 237H247V236H246ZM228 239H227L226 241H228ZM231 241H230V242H231ZM228 245H229V244H228ZM224 246H225V245H224ZM230 246H231V245H230ZM4 248H5V247H4ZM61 248H62V247H61ZM61 248H60V249H61ZM69 252H70V251H69ZM239 252H240V251H239ZM73 253H74V252H73ZM65 254H66V253H65ZM64 256H65V255H64ZM241 257H242V256H241ZM78 260H79V259H78ZM88 261H89V260H88ZM92 261H93V260H92ZM64 262H65V261H64ZM80 262H81V261H80ZM90 262H91V260H90ZM34 263H35V262H34ZM42 263H43V262H42ZM54 263H55V262H54ZM66 263H67V262H66ZM91 263H92V262H91ZM98 263H99V262H98ZM107 263H108V262H107ZM61 264H62V263H61ZM67 264H68V263H67ZM73 264H74V263H73ZM80 264H81V263H80ZM82 264H83V263H82ZM85 264H86V263H85Z\"/></svg>",
  "mask_w": 264,
  "mask_h": 264
}]
</instances>
